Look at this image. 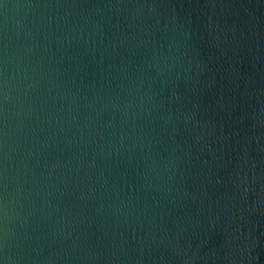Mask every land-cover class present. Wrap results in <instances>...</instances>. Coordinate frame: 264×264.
<instances>
[{"label":"water","instance_id":"1","mask_svg":"<svg viewBox=\"0 0 264 264\" xmlns=\"http://www.w3.org/2000/svg\"><path fill=\"white\" fill-rule=\"evenodd\" d=\"M0 243L264 264V0H0Z\"/></svg>","mask_w":264,"mask_h":264},{"label":"clouds","instance_id":"2","mask_svg":"<svg viewBox=\"0 0 264 264\" xmlns=\"http://www.w3.org/2000/svg\"><path fill=\"white\" fill-rule=\"evenodd\" d=\"M6 247V244L0 243V250H3ZM0 264H14L13 257L7 255H0Z\"/></svg>","mask_w":264,"mask_h":264}]
</instances>
